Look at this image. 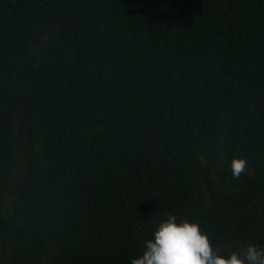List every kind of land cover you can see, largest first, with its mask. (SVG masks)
Returning <instances> with one entry per match:
<instances>
[{
  "label": "trees",
  "instance_id": "obj_1",
  "mask_svg": "<svg viewBox=\"0 0 264 264\" xmlns=\"http://www.w3.org/2000/svg\"><path fill=\"white\" fill-rule=\"evenodd\" d=\"M169 214L264 246V0H0V264H130Z\"/></svg>",
  "mask_w": 264,
  "mask_h": 264
},
{
  "label": "clouds",
  "instance_id": "obj_2",
  "mask_svg": "<svg viewBox=\"0 0 264 264\" xmlns=\"http://www.w3.org/2000/svg\"><path fill=\"white\" fill-rule=\"evenodd\" d=\"M230 169L238 179L246 172L247 161L234 158ZM130 264H264V246L247 245L242 252L225 258L197 223L178 222L169 214L155 229L153 238L145 241L143 254L131 259Z\"/></svg>",
  "mask_w": 264,
  "mask_h": 264
}]
</instances>
